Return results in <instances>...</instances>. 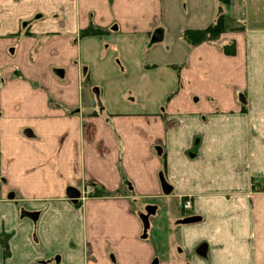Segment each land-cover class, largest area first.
Returning a JSON list of instances; mask_svg holds the SVG:
<instances>
[{
  "label": "crops",
  "instance_id": "0c3cea01",
  "mask_svg": "<svg viewBox=\"0 0 264 264\" xmlns=\"http://www.w3.org/2000/svg\"><path fill=\"white\" fill-rule=\"evenodd\" d=\"M0 185V264H264V0H0Z\"/></svg>",
  "mask_w": 264,
  "mask_h": 264
},
{
  "label": "trees",
  "instance_id": "16d2710c",
  "mask_svg": "<svg viewBox=\"0 0 264 264\" xmlns=\"http://www.w3.org/2000/svg\"><path fill=\"white\" fill-rule=\"evenodd\" d=\"M225 31V18L221 15L217 21L204 30H187L184 32V38L192 45H197L201 42L212 41ZM226 52L230 53L226 47Z\"/></svg>",
  "mask_w": 264,
  "mask_h": 264
},
{
  "label": "water",
  "instance_id": "95a60500",
  "mask_svg": "<svg viewBox=\"0 0 264 264\" xmlns=\"http://www.w3.org/2000/svg\"><path fill=\"white\" fill-rule=\"evenodd\" d=\"M165 182V181H164ZM81 196V192L75 188H69L68 190V197L77 201V199H79ZM200 220V217H197V216H191V217H188V218H185L183 220V223H194V222H197ZM206 251H207V245H201L198 249V252L200 255H205L206 254Z\"/></svg>",
  "mask_w": 264,
  "mask_h": 264
},
{
  "label": "built area",
  "instance_id": "2783aa9c",
  "mask_svg": "<svg viewBox=\"0 0 264 264\" xmlns=\"http://www.w3.org/2000/svg\"><path fill=\"white\" fill-rule=\"evenodd\" d=\"M95 195V188L92 184L87 183L82 192V200L87 199L88 197L94 196ZM182 208L184 211L188 212L192 210V202L190 200L183 201L182 202Z\"/></svg>",
  "mask_w": 264,
  "mask_h": 264
},
{
  "label": "flooded vegetation",
  "instance_id": "af4514ba",
  "mask_svg": "<svg viewBox=\"0 0 264 264\" xmlns=\"http://www.w3.org/2000/svg\"><path fill=\"white\" fill-rule=\"evenodd\" d=\"M94 196H95V195H94ZM81 197H82V193H81V196H80V198H79V199H77V201H78V200H79V201H80V200H82V199H81ZM91 197H92V196H91ZM82 201H84V200H82Z\"/></svg>",
  "mask_w": 264,
  "mask_h": 264
},
{
  "label": "rangeland",
  "instance_id": "374dc122",
  "mask_svg": "<svg viewBox=\"0 0 264 264\" xmlns=\"http://www.w3.org/2000/svg\"><path fill=\"white\" fill-rule=\"evenodd\" d=\"M1 186V185H0Z\"/></svg>",
  "mask_w": 264,
  "mask_h": 264
}]
</instances>
